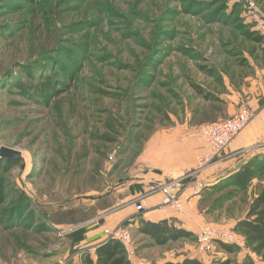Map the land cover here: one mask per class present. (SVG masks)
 Masks as SVG:
<instances>
[{"label":"rangeland","instance_id":"rangeland-1","mask_svg":"<svg viewBox=\"0 0 264 264\" xmlns=\"http://www.w3.org/2000/svg\"><path fill=\"white\" fill-rule=\"evenodd\" d=\"M248 29L243 0H0V138L22 156L4 175L0 264L95 257L104 220L126 207L107 203L123 194L128 168L147 142L185 120L188 105H200L192 84L207 92L235 80L263 48ZM247 199L186 211L197 225L233 230ZM86 216L72 231L85 227L89 237L74 248L62 233L69 226L57 224ZM132 225L143 264L228 258L217 245L201 255L196 238L157 246ZM248 256L264 264L246 246L237 260Z\"/></svg>","mask_w":264,"mask_h":264},{"label":"crops","instance_id":"crops-1","mask_svg":"<svg viewBox=\"0 0 264 264\" xmlns=\"http://www.w3.org/2000/svg\"><path fill=\"white\" fill-rule=\"evenodd\" d=\"M257 45H262L263 48L258 54L247 57L248 62L243 64L247 65L245 72L238 70L240 72H236L235 80L226 76L219 86L207 91L214 97L211 101H205L197 95L196 101L200 105L194 108L188 105L185 120L147 142L134 165L126 172L127 180L119 188L123 194L119 192L111 195L107 203L108 209L120 202H124L126 207L109 213L101 228L103 232L100 233L103 234L104 229H114L125 221H130L132 227L137 228L140 220L157 223L174 219L177 220L178 226L196 234L201 225H197L199 222L196 220V214L191 212L187 214L186 211L187 206L191 207L199 201V194L194 196L195 189L198 186L199 189H205L223 182H231L233 177L238 172L242 173L247 165H250L255 173L245 193L248 202L264 189V171H262L264 167V44ZM243 104L249 105L254 110V119L234 139L224 152L222 160L205 167L196 181L185 190L184 214L178 215L171 211L160 213L156 207L160 204L162 195L160 193L147 195L148 187L151 184L176 180L198 168V157L209 151V145L199 135V126L228 119L238 113ZM135 201L141 202L146 211L137 213ZM99 206L100 214L97 217L103 218L107 214L105 212L107 208L103 205ZM189 207L188 209H191ZM241 217L243 215L231 220L232 229ZM193 225L199 227L194 230ZM104 241L106 235L96 242L95 246Z\"/></svg>","mask_w":264,"mask_h":264},{"label":"trees","instance_id":"trees-1","mask_svg":"<svg viewBox=\"0 0 264 264\" xmlns=\"http://www.w3.org/2000/svg\"><path fill=\"white\" fill-rule=\"evenodd\" d=\"M247 22L251 30L248 29V32L245 35L254 43L263 44L264 35L258 34L253 29L252 24H250L248 20ZM192 88L195 93L205 101H211L214 99V97L207 94L203 88L196 86L195 84H192ZM17 165L18 162H5L0 159V207L5 205L7 201V189L4 175L8 174ZM249 166L250 165H247L242 173L238 172L233 177V181L223 182L203 189V192L199 195L198 203L204 207L209 204L207 210L209 209L210 212H213L214 210L217 212L218 205L220 212L223 206L230 205V203L233 202L235 203L247 192L249 181L255 175ZM262 171H264V167L262 168ZM246 207L243 217L237 221L233 230L235 234L243 239L246 248L249 249L252 254L261 257L264 260V189L254 197L251 202H247ZM88 217L89 216L80 218L79 223H76L75 220H71L57 225L69 226L65 229L68 230L78 226L80 223L84 224L88 221ZM130 223V221H127L125 225L128 226ZM138 224V234L151 239L157 246L162 247L171 242H177L184 239H197L195 233L181 228L178 226L177 220L174 219L162 220L157 223L140 220ZM65 235H67V239L74 248H77L78 245L87 240V231L85 227H79ZM217 246L219 250L228 256V258L220 262V264H256L251 256L238 261L237 256L241 253V248L236 245L219 242L217 243ZM128 263L124 247L119 241L114 239H108L100 243L95 248V257L87 256L85 260V264ZM164 264H203V262L196 258L187 257L182 262H166Z\"/></svg>","mask_w":264,"mask_h":264},{"label":"built area","instance_id":"built-area-1","mask_svg":"<svg viewBox=\"0 0 264 264\" xmlns=\"http://www.w3.org/2000/svg\"><path fill=\"white\" fill-rule=\"evenodd\" d=\"M245 15L253 29L260 35H264V12L260 9L257 0H243ZM255 117L254 110L247 104L240 107L234 116L210 124H203L199 127V135L209 145V151L198 157V168L188 174L163 184H151L148 187L147 195L160 193L162 200L156 209L160 213L171 211L178 215L185 212L183 193L196 181L202 170L222 160L224 152L229 148L234 139L239 136ZM3 147L0 138V149ZM199 187V186H198ZM195 189L194 196L198 195L201 188ZM140 201V200H139ZM135 201L137 213L146 211L141 202ZM101 219V218H100ZM103 219V218H102ZM70 228L62 232L64 235L72 231ZM106 240L114 239L119 241L125 249L130 264H143L135 260V249L133 236L129 226L120 224L114 229H105ZM197 248L201 255L213 253L217 243L245 247L243 239L235 234L233 230L213 225H201L196 233Z\"/></svg>","mask_w":264,"mask_h":264},{"label":"water","instance_id":"water-1","mask_svg":"<svg viewBox=\"0 0 264 264\" xmlns=\"http://www.w3.org/2000/svg\"><path fill=\"white\" fill-rule=\"evenodd\" d=\"M21 152L14 150V149H10L7 147H2L0 149V158L2 160H5L6 162H13V161H17L21 158Z\"/></svg>","mask_w":264,"mask_h":264},{"label":"bare ground","instance_id":"bare-ground-1","mask_svg":"<svg viewBox=\"0 0 264 264\" xmlns=\"http://www.w3.org/2000/svg\"><path fill=\"white\" fill-rule=\"evenodd\" d=\"M262 165V164H261ZM264 165V164H263Z\"/></svg>","mask_w":264,"mask_h":264}]
</instances>
